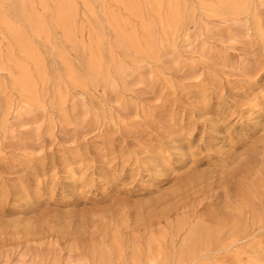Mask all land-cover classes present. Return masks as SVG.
I'll return each mask as SVG.
<instances>
[{
	"label": "rangeland",
	"instance_id": "obj_1",
	"mask_svg": "<svg viewBox=\"0 0 264 264\" xmlns=\"http://www.w3.org/2000/svg\"><path fill=\"white\" fill-rule=\"evenodd\" d=\"M0 264H264V0H0Z\"/></svg>",
	"mask_w": 264,
	"mask_h": 264
},
{
	"label": "bare ground",
	"instance_id": "obj_2",
	"mask_svg": "<svg viewBox=\"0 0 264 264\" xmlns=\"http://www.w3.org/2000/svg\"><path fill=\"white\" fill-rule=\"evenodd\" d=\"M109 1V0H108ZM66 3V2H65ZM126 4V3H125ZM115 6V5H114ZM78 7V6H77ZM108 15V14H107ZM130 15V14H129ZM163 25V24H162ZM73 28H75V27H73ZM72 29V28H71ZM82 29H83V27H82ZM168 32V31H167ZM53 33H55V32H53ZM96 55V54H95ZM77 64V63H76ZM85 64V63H84ZM86 66V65H85ZM87 72H88V70H87ZM227 104V103H226ZM98 115V114H97ZM99 117V116H98ZM98 119V118H97ZM186 126V125H185ZM177 138V137H176ZM172 144H174V143H172ZM176 146V145H175ZM202 178V177H201ZM154 179V178H153ZM8 206V205H7ZM248 208V207H247ZM71 224H73V223H71ZM213 227V226H212ZM183 230V229H182ZM191 234L192 233H190V237H191ZM105 258H107V256L105 255V254H102L101 255V257H100V262H102ZM193 262V261H192ZM192 262H190V263H192Z\"/></svg>",
	"mask_w": 264,
	"mask_h": 264
}]
</instances>
